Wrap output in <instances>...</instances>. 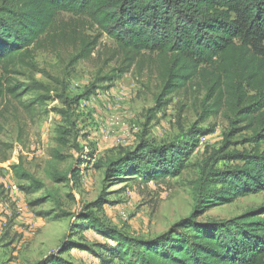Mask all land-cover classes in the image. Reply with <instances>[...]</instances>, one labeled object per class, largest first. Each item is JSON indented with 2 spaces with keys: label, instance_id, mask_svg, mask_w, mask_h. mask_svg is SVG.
Here are the masks:
<instances>
[{
  "label": "trees",
  "instance_id": "16d2710c",
  "mask_svg": "<svg viewBox=\"0 0 264 264\" xmlns=\"http://www.w3.org/2000/svg\"><path fill=\"white\" fill-rule=\"evenodd\" d=\"M61 14L86 17L99 33L76 38V30L68 34L59 25ZM103 34L118 46L110 61L121 59L99 77L98 89L112 87L142 56L155 55L161 59V89L154 110L165 109L174 94L195 84L204 93L200 120L225 113L230 128L190 182L191 213L167 231L132 238L96 215L93 209L109 202L101 198L75 213L58 253L33 264H75L63 256L72 250L91 253L102 264H264V204L228 219L202 218L216 206L264 193V0H0V108L6 98L19 99L37 89L36 84L20 85L13 74L31 63L38 47L73 40L72 61L79 62L92 56ZM47 99L38 94L32 103ZM242 130L250 135L236 138ZM211 131L194 126L188 140L141 141L103 163L105 180L149 184L180 177L200 137ZM98 165L95 151L78 148L67 170H48L47 175L74 189L83 172ZM12 169L29 183L28 192L47 188L21 161ZM88 230L106 241L88 244L80 235Z\"/></svg>",
  "mask_w": 264,
  "mask_h": 264
},
{
  "label": "rangeland",
  "instance_id": "374dc122",
  "mask_svg": "<svg viewBox=\"0 0 264 264\" xmlns=\"http://www.w3.org/2000/svg\"><path fill=\"white\" fill-rule=\"evenodd\" d=\"M59 25L68 34L76 30V38L99 33L86 17L61 14ZM98 38L96 50L86 60L72 61L76 44L58 39L38 47L31 63L13 74L20 85L36 84L37 89L19 99L6 98L0 108V264H33L58 253L72 230L75 213L101 198L109 202L94 208L96 215L132 238H153L167 231L191 213L194 195L190 182L198 176L202 159L221 147L230 128L225 113L200 120L204 93L195 84L174 94L165 109L154 110L161 89V59L155 55L142 56L112 87L98 89L99 77L121 59L110 61L118 51L112 38L107 34ZM38 94L48 99L32 103ZM194 126L213 131L200 137L180 177L149 184L128 180L112 185L105 180L102 165L107 159L134 149L141 141L164 145L188 140ZM239 134L238 139L250 132ZM78 148L95 151L98 167L84 171L74 189L54 183L47 171L67 170ZM19 161L47 188L28 192L29 183L12 169ZM49 192L53 197H47ZM262 204L264 193L252 194L216 206L202 218L228 219ZM80 235L90 245L106 241L93 230ZM63 256L75 264H102L81 250L64 252Z\"/></svg>",
  "mask_w": 264,
  "mask_h": 264
},
{
  "label": "crops",
  "instance_id": "0c3cea01",
  "mask_svg": "<svg viewBox=\"0 0 264 264\" xmlns=\"http://www.w3.org/2000/svg\"><path fill=\"white\" fill-rule=\"evenodd\" d=\"M84 252H86V251H84Z\"/></svg>",
  "mask_w": 264,
  "mask_h": 264
}]
</instances>
